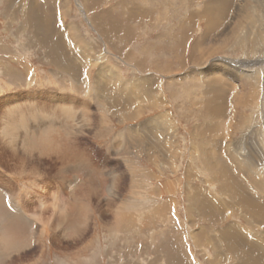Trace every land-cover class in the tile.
Wrapping results in <instances>:
<instances>
[{"label":"rangeland","instance_id":"rangeland-1","mask_svg":"<svg viewBox=\"0 0 264 264\" xmlns=\"http://www.w3.org/2000/svg\"><path fill=\"white\" fill-rule=\"evenodd\" d=\"M221 1L0 0V116L6 111V98L22 99L30 93L42 109L67 99L65 104L81 115L85 104L93 128L79 139L86 152L79 168L75 166L84 181L80 188L85 184L86 190L76 197L66 190L60 206L70 207L71 219L76 212L85 217L82 242L64 250L67 243L52 244V228L44 226L30 237L26 250L13 253L0 242V264H19L15 261L23 254L29 257L21 264H172L167 254L178 248L186 264H244L243 256L236 258L221 246L220 231L233 225L240 226L237 231L242 227L238 233L248 235L255 248L264 250V226L214 182L218 170L204 165L203 147L215 144L210 135L200 133L211 119L204 104L206 99L215 104L219 98V92L204 91L207 83L213 89L226 85L225 89H235L233 96L230 89L227 93L229 109L235 107V113L220 140H227L228 149L221 156L225 162L229 159L231 174L245 175L250 194L259 196L250 197L264 206V180L256 181L252 169L264 178V0H228L223 18L217 14L222 6L212 8ZM39 22L52 27L51 33L43 31L45 38L34 31ZM207 23L213 24L211 30ZM56 49L66 50L65 56L56 58ZM141 88L147 102L138 104ZM118 93L134 102L124 106L128 118L110 109V97ZM13 127L12 133L19 135ZM119 135L123 143H118ZM240 142L244 145L236 150ZM1 152L2 148L0 178L8 182L6 191L12 196L5 210L24 215L32 209L33 194H43L51 202L49 193L34 189L32 175L20 173L19 164ZM232 155H239L243 163ZM56 160H46L53 174L63 168ZM88 160L106 173L96 177L100 183L95 193L87 180ZM66 179L63 183L71 181L68 174ZM164 186L166 193H160ZM194 191L213 198L215 207L219 204L218 221L199 214ZM112 193L116 198L109 196ZM86 194L95 196L88 202ZM160 205L168 207L162 216ZM117 218L127 225L120 227ZM62 227L67 240L75 241L69 223ZM200 230L204 240L195 242L193 235ZM238 247L246 249L242 241Z\"/></svg>","mask_w":264,"mask_h":264},{"label":"bare ground","instance_id":"bare-ground-1","mask_svg":"<svg viewBox=\"0 0 264 264\" xmlns=\"http://www.w3.org/2000/svg\"><path fill=\"white\" fill-rule=\"evenodd\" d=\"M229 4H230V1L228 0H223L221 1V3L214 2L212 4V8H214V6H219V9L217 10H220V6H222L220 12L217 14L223 18V15H226L228 12ZM207 24L209 28L213 26V24L211 23H207ZM211 29L212 28H210V30ZM44 30L45 28L43 29V31ZM66 50L61 51L60 49H56L53 52L54 56L56 58H59L62 55L63 57L66 54ZM96 83L98 85L99 83L98 80L96 81ZM207 84H208L207 88H205L206 90L204 91L207 95H209L210 93L213 94V93H218V92H220L221 95H219L218 101L215 104H212L214 99L212 100V102L209 99H206L204 105H205V109L209 110L208 113L211 115V119L209 122H206L208 123V125H206L205 127L206 129L202 130L200 133L203 135L205 134H208L210 136L212 135L213 141H215V144H217V141L219 140V137H218L219 133L220 135H222L220 137V140H222L223 137H226V134H227L226 130H228L229 128L228 127L229 123L232 122L234 119V113H235L234 108L235 107L232 108L231 110L229 109V104L227 103L229 99L227 98V93L229 92V90H225L226 92H224L223 89L221 88L222 86H218L216 89H213L210 83H207ZM126 88H128V86H125V89ZM128 90H131V89H128ZM140 90L142 91V93L140 92L141 95L139 96V98H137L138 104L147 102V100L145 99L146 93L145 91H143L145 89L141 88ZM115 91L113 90L111 93H114ZM230 91H231V96H233L232 92H234L235 94V89L232 88L230 89ZM18 92L20 93L21 91H18ZM98 92L99 90L97 89V94ZM23 93H25V91ZM26 93H28V91H26ZM123 95L118 93V95H114L113 97H110L111 103L114 105V109L113 107L112 108L110 107V109L112 111H118L120 114V117L125 119V118H128V112L124 109V106H126L125 104L129 102H132L133 104L134 102L127 99ZM32 98H33V95H31L30 93L26 94L25 96H22V99L20 98L14 99L13 97L6 98L7 99V105L5 104L6 111L0 116V141L2 143L1 144L2 146H0V149L2 148V152L5 151L7 154H9L8 155L9 161L19 164V167H21L20 173H27V174L32 175V177L35 179L34 189H37L41 191L42 193H46V194L49 193L50 195L49 201L51 200V202L47 203L48 200L46 201L47 198L45 199L44 198L45 196H42L43 194L42 195L33 194L31 195L32 196V202H31L32 209L31 210L29 209V211L23 212L24 215L20 214L19 212H17L18 214L8 213L7 210H5L4 204L5 202L7 204L6 200L8 197L10 199L12 198V196H10L11 194L6 191V189H9L10 187H9L8 182H5L3 178H0V242H3L2 245L6 248V250L13 251V253H17L21 249L26 250L27 247L30 246L28 245V240H30V237L32 235L36 234L37 232L39 233V229L41 227L50 226L52 228L51 230L52 231V236H51L52 244H54L55 246L59 244L61 245L60 247H62L64 245V242H66L67 245L62 247L64 248V250L71 249L72 247L76 248V246L82 242L80 239L83 238L82 236L84 235V232L86 230L85 228L87 227V222L85 225V221H86L85 217L83 218V215L82 216H80V214L78 215L77 212H76L75 219L73 218L71 219V213L67 212V210L70 209V207L65 208L64 205L63 207H60V206L62 203H64L63 198L66 197V193H67L66 190H68L70 197L71 196L76 197V194L82 195L84 194L82 192L86 190L85 184L83 185V188H80L82 182L84 181L80 177L79 174L77 175L75 166L77 165L79 168V165H78L79 161L84 159V158L82 159V157H83V152H86L85 151L86 147L81 148L82 146L80 143L81 140L79 139H81L80 138L81 136H87L89 134V131L91 132V130H93L90 124L92 118L85 112V109H84L85 104L82 105V109L84 110V112L81 115H76L74 113L75 110L73 108H69V106L65 104L66 103L65 100L67 99H63V101H58L57 99L56 101H54L55 103L53 106H49L47 104L42 109V106L39 104V101L36 102ZM236 101L237 99L235 100V102ZM14 102L15 104L17 103L18 104L11 105L12 103L14 104ZM45 108H49L50 110L47 111L45 110ZM13 124H14V127L16 125V128H17L15 130L20 132L19 135H17V133L15 132H14L15 134L12 133L10 127ZM254 132L260 135L263 133V131L261 132L259 131V129H258V132H257V129H255ZM215 134L218 136H215ZM118 140H117L118 143L120 142L123 143V139L122 137H120V135H119ZM138 140L139 138L134 142L138 143ZM134 142H132L131 145ZM224 142L220 141L218 143V146L221 145V147L224 148L223 152H219V150H221L220 148L216 152L215 144L214 145L210 144L208 147H203L205 151L204 156H205V161H206L204 162V165L208 166L213 172H216V169L218 170V173L215 176L214 182L220 183L222 186L220 185L219 187H221L223 191L225 190L229 194V196L241 206V208L246 210L253 218H255L257 220L256 224L264 226V206H260L259 202L253 200L250 197L249 193L253 191L250 190L249 187H246L245 189L243 185L239 182L240 180H238L237 177L234 176V172L233 174H231L230 169L228 168L229 165L225 162V160L221 156V154L223 155L225 150H228L225 148ZM247 142L248 140L246 139L244 143L247 144ZM139 143H140V140H139ZM63 145L65 146V148L62 147ZM241 145H244V144L240 142V145L238 146L236 150H239ZM131 149L137 151L138 148L131 147ZM88 150H90V147L88 148ZM48 156L49 157L52 156L54 159H57L58 161H60V165L63 168L60 171L58 170L59 172L57 171V173L53 174V172L49 170V168L47 167V162H46ZM233 157H234L233 159L241 160V162L243 163V160L239 155H234ZM87 162H88L87 165L90 166V161L88 160ZM241 162L239 164L237 163L238 166L241 164ZM69 165H71V167H69ZM102 166L104 168L107 167L106 160H105V164H102ZM252 169L255 171L256 181L259 179L264 180V178L260 177L258 173H256V171H259L258 169L256 168H252ZM64 170L66 172H64ZM87 172H88L87 180L89 182V186L92 189L95 186L99 185L100 183V182L99 183L97 182L96 177L103 173L106 174L104 170L101 173L97 168H94L92 166L89 167ZM66 174H68L69 179L71 181L68 183H63L67 181ZM224 182H226V184ZM165 187L167 188V186L159 188L161 190L160 193H166ZM93 193H95L94 189H93ZM199 193H200L199 191L198 192L194 191L195 197L197 198L194 200V203L196 205L197 211H199V214L206 217L210 221H214V220L218 221L219 219L218 216L220 215V213L218 209L216 208L219 206V204L216 205L215 207L214 202L213 201H212L213 203L211 202L213 198L209 200L204 194L201 195ZM92 195L95 196V194H92ZM92 195L86 194V198L88 202L90 201V198L92 197ZM24 196L25 195H23V198ZM109 196H111L112 198H116L114 193L110 194ZM170 201L172 200L170 199ZM170 201L169 203L171 204ZM22 204L23 206H25L26 202L23 201ZM163 206L162 205L158 206L159 207L158 216H162L163 214H166L168 207L166 205L167 207L166 209ZM47 207H50V208H47ZM214 207H215V210H214ZM231 208L233 209L234 207L230 206L229 209L231 210ZM43 209H49L51 213L45 216L42 212ZM69 211L72 212L73 208ZM118 220L119 218H117L116 223L120 224V227H124V225H127L123 222V220H120V221ZM68 223H69V228H71L70 230L73 232V235L76 237L75 241L73 239L74 237L70 239V241H68L66 238L67 234L66 236H64V233L66 230L63 229L62 225L64 224L68 225ZM35 230L37 231L34 232ZM202 232L203 230H200L199 232L195 233V235H193L196 238L195 242L196 240L197 242L198 241L201 242L204 240ZM238 232L240 231H237L236 225L229 226L227 229H225V231L224 230L220 231L221 235L219 236V238L221 240V246L225 247L227 251H229L231 255L236 258L237 256H240V257L243 256L241 259H244L245 262L242 261L241 259H240L241 260L240 262L244 264L245 263L246 264H264V250L260 251L259 250L260 248L259 249L255 248L253 244L251 243L252 241L251 242L249 241L247 237L248 235L245 236L244 234L238 233ZM240 241H242V245L246 246V249L241 247L242 251L241 250L239 251L240 245L238 247V244ZM178 250L180 252H178ZM178 250L177 251L174 250L173 254L171 253L167 254L171 257L170 259L172 260V264H174L175 262L174 259L176 260L175 264H186L187 262L186 259L185 261H183L184 253H181L180 248H178ZM0 255H1V250H0ZM185 256H187V254ZM26 257H29V255L23 254V256H21V258L15 262H18L19 264H21L22 262L21 260H24ZM10 262L11 261H9V263Z\"/></svg>","mask_w":264,"mask_h":264},{"label":"crops","instance_id":"crops-1","mask_svg":"<svg viewBox=\"0 0 264 264\" xmlns=\"http://www.w3.org/2000/svg\"><path fill=\"white\" fill-rule=\"evenodd\" d=\"M43 27H45V30L46 31H48L49 33H51V28H48L49 27V25H44L42 22H39V24L36 26V27H34V31L36 32V33H41V35L43 36V38H45L46 36H47V34H44V32H43ZM56 36V35H55ZM54 36V37H55ZM231 80V79H230ZM216 88L218 87V86H215ZM214 87V88H215ZM222 89H224V90H229V89H231V88H229V86H228V89H225V88H227V86L226 85H223L222 87H221ZM220 89V88H219ZM220 93V92H219ZM219 95H221V94H219ZM219 97V96H218ZM220 134V133H219ZM216 135V134H215ZM210 137H212V135L210 136ZM211 139H213V137L211 138ZM220 142V138H219V140L217 141V144H215V146H216V152H217V150L220 148L221 150H219V152H223L224 151V148L223 147H221V145H219L218 146V143ZM223 149V150H222ZM222 155V154H221ZM228 159V158H227ZM229 160V159H228ZM228 160H226V162H229ZM234 176L235 177H237V179L238 180H240L239 182L243 185V187L246 189V187H248L249 186V184H250V182L249 181H246L245 179V175L244 174H242L241 176L238 174V175H236V173H234ZM251 185V184H250ZM247 191V190H246ZM248 192V191H247ZM250 194V193H249ZM250 196L252 197V198H256V197H259L257 194H250ZM260 198L262 199V197L260 196ZM263 200V199H262ZM264 201V200H263ZM237 227H240V226H237ZM242 228V227H241ZM238 229L239 231H242V229ZM243 231L245 232H247V233H249V232H251L250 231V229H243ZM250 234V233H249ZM252 234V233H251ZM260 244V243H259ZM261 245H263V244H261ZM264 246V245H263ZM262 248H264V247H262Z\"/></svg>","mask_w":264,"mask_h":264}]
</instances>
